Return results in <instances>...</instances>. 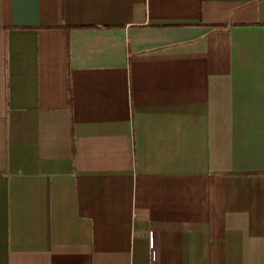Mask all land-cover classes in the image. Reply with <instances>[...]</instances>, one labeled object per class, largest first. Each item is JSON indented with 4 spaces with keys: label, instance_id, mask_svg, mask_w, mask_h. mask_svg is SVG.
<instances>
[{
    "label": "crops",
    "instance_id": "1",
    "mask_svg": "<svg viewBox=\"0 0 264 264\" xmlns=\"http://www.w3.org/2000/svg\"><path fill=\"white\" fill-rule=\"evenodd\" d=\"M0 264H264V0H0Z\"/></svg>",
    "mask_w": 264,
    "mask_h": 264
}]
</instances>
